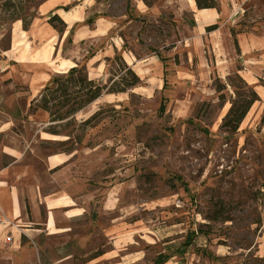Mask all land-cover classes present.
Returning a JSON list of instances; mask_svg holds the SVG:
<instances>
[{"label": "rangeland", "instance_id": "obj_1", "mask_svg": "<svg viewBox=\"0 0 264 264\" xmlns=\"http://www.w3.org/2000/svg\"><path fill=\"white\" fill-rule=\"evenodd\" d=\"M3 1L0 59L14 22ZM20 1L22 15L37 16L42 0ZM89 1L47 63L0 66V264H264V46L245 55L236 39L264 32V0L241 2L218 33L195 32L187 0ZM71 62L108 85L126 64L140 82L54 124L30 105ZM250 90L259 99L227 132L223 117ZM56 152L68 159L47 171L38 158ZM32 186L73 199L80 216L55 211L45 229Z\"/></svg>", "mask_w": 264, "mask_h": 264}, {"label": "crops", "instance_id": "obj_2", "mask_svg": "<svg viewBox=\"0 0 264 264\" xmlns=\"http://www.w3.org/2000/svg\"><path fill=\"white\" fill-rule=\"evenodd\" d=\"M245 0H217L218 8H201L198 9L195 4V0H187V6L192 13L194 20V30L196 33L206 32L205 28L209 25L216 24L217 28L215 30L209 31V33H218L222 29L221 20H227L240 6V3ZM73 3V4H72ZM89 0H42L37 9V16L34 17L32 23L28 30H23L21 21H14L10 26L9 44L7 50L2 53V58L0 59V66L5 63H9L10 60L13 63L20 66H37L44 65L47 63L51 57L56 55L57 49L59 47L61 39L67 34L68 29H71L74 25L79 22H83L86 18V13L88 7L90 6ZM67 5H70L67 7ZM142 5H138L137 8L142 10ZM241 7V6H240ZM56 14L64 23L63 31L59 34L55 28L50 25L47 20L49 16ZM67 16L65 19L64 15ZM198 17L200 22H198ZM239 18V14L236 16ZM95 28L91 34L92 36L102 35L104 31L109 28L108 22L104 20L102 22H96ZM208 32V31H207ZM85 27L80 26L72 34V43L79 44L85 37ZM238 44L242 50V53L248 55L252 50L258 49L264 46V32H248V33H238L236 36ZM56 45V47H55ZM113 47V45H111ZM23 50L21 53L22 57L16 54V50ZM75 64L71 62L67 68L74 66ZM14 65L8 64L3 69V74L11 76L12 67ZM16 66V65H15ZM10 79V77H9ZM68 154L64 152H56L45 157H39L40 162L45 165L46 170H51L56 167L63 165L67 159ZM6 170L0 171V175L4 174ZM30 207L34 211L36 207L43 205L45 210V222L44 228L49 229L53 225V221L50 218L55 211H61L69 208L65 212L67 217H77L81 214V209L74 206L75 201L71 199V203L66 201V198L62 195L48 194L42 191L38 186H32L29 191ZM13 193H8V197L11 199L13 204L11 209V215L17 218L19 213V208L17 206V199L14 198ZM101 255V254H100ZM100 258H95L99 260Z\"/></svg>", "mask_w": 264, "mask_h": 264}, {"label": "trees", "instance_id": "obj_3", "mask_svg": "<svg viewBox=\"0 0 264 264\" xmlns=\"http://www.w3.org/2000/svg\"><path fill=\"white\" fill-rule=\"evenodd\" d=\"M196 7L201 8H216L214 0H195ZM2 6L5 10L11 9L7 16L12 21H21L22 29L28 30L34 16L27 18L22 15L23 7L20 0H4ZM47 22L56 28V23L64 26L63 21L58 15L52 14ZM217 28L216 24L209 25L205 28L206 31H212ZM62 32L63 30H58ZM116 60L121 58L116 55ZM124 73L119 76L118 80L107 83H100L94 79L88 78L84 73L83 68L72 66L61 76L54 77L51 84L43 86L40 94L34 99L30 105L32 110H43L48 114L49 122L57 124L67 118H74L75 114L84 109L87 105L97 100L103 93H121L127 88L137 85L140 82L138 75L126 64H124ZM220 91V89L218 90ZM237 97L232 101L228 112L222 120L221 126L227 132H235L247 112L255 101L259 99L254 90H250L248 94L237 93ZM222 98V95H220ZM93 114L82 122L86 125L95 118ZM264 121V115L261 118ZM49 133L58 135L59 132L55 127L48 129ZM96 256L101 253L95 251Z\"/></svg>", "mask_w": 264, "mask_h": 264}, {"label": "bare ground", "instance_id": "obj_4", "mask_svg": "<svg viewBox=\"0 0 264 264\" xmlns=\"http://www.w3.org/2000/svg\"><path fill=\"white\" fill-rule=\"evenodd\" d=\"M64 15V14H63ZM64 17H65V19H67V16L66 15H64ZM198 22H200V19H199V17H198ZM128 57V59H131L129 56H127ZM61 66L62 67H65V64L64 63H62L61 64Z\"/></svg>", "mask_w": 264, "mask_h": 264}]
</instances>
